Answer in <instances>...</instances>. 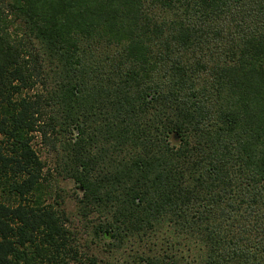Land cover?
I'll return each instance as SVG.
<instances>
[{"label": "trees", "instance_id": "16d2710c", "mask_svg": "<svg viewBox=\"0 0 264 264\" xmlns=\"http://www.w3.org/2000/svg\"><path fill=\"white\" fill-rule=\"evenodd\" d=\"M37 137L130 264H264V0H0V264H97Z\"/></svg>", "mask_w": 264, "mask_h": 264}, {"label": "rangeland", "instance_id": "374dc122", "mask_svg": "<svg viewBox=\"0 0 264 264\" xmlns=\"http://www.w3.org/2000/svg\"><path fill=\"white\" fill-rule=\"evenodd\" d=\"M34 148L45 166L44 175L47 178L45 191L48 195L45 202L52 204L64 214L67 220L66 225L77 240L79 253L85 258L95 259L97 264H130L132 262L130 254H134L136 250H129V240L125 241L122 247L115 248L116 242L112 233L97 232V228H100L108 220L107 217L99 211L84 209L80 204V191L62 170L63 161L60 146L58 145L56 148L57 151H53L48 146H43L37 137L34 140ZM190 248L191 255L204 252L203 247L201 245L199 247L198 243ZM163 264L173 263L165 261Z\"/></svg>", "mask_w": 264, "mask_h": 264}]
</instances>
